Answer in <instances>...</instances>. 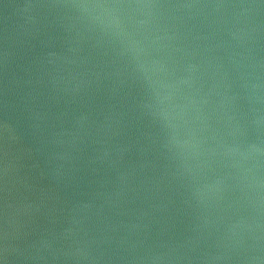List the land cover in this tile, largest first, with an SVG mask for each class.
Returning a JSON list of instances; mask_svg holds the SVG:
<instances>
[{
  "label": "water",
  "instance_id": "obj_1",
  "mask_svg": "<svg viewBox=\"0 0 264 264\" xmlns=\"http://www.w3.org/2000/svg\"><path fill=\"white\" fill-rule=\"evenodd\" d=\"M0 264H264V0H0Z\"/></svg>",
  "mask_w": 264,
  "mask_h": 264
}]
</instances>
